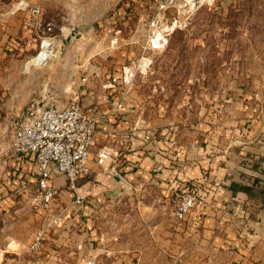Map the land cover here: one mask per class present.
Segmentation results:
<instances>
[{
    "label": "rangeland",
    "instance_id": "rangeland-1",
    "mask_svg": "<svg viewBox=\"0 0 264 264\" xmlns=\"http://www.w3.org/2000/svg\"><path fill=\"white\" fill-rule=\"evenodd\" d=\"M20 5L26 10L14 11ZM34 7L41 9L42 22L57 26L53 35L58 37L52 52L48 46L50 54L36 60L44 36L30 13ZM20 14L33 29L28 45L13 35L15 30L2 26ZM100 79L102 96L110 90L117 111H134L141 115V124L147 118L169 120V150L181 154V163L197 161L191 154L208 148L215 136H228V147H234L237 112L248 100L264 102V0H0V164L5 161L2 132L33 97L45 93L72 101L79 85L87 86L88 80L98 84ZM257 106L264 111V104ZM4 165L0 264H94L95 258L102 264V244L147 250L155 246L148 258L165 264L178 244L186 246L187 255L212 257L199 251L210 248L195 235L196 225L192 233H176L179 223H196L202 207H194L184 220L174 214L177 194L210 196L215 186L208 171L183 189L175 187L180 180L176 177L169 195L125 183L108 196L117 200L106 211L102 201L90 205L87 212L95 216L88 227L80 219L73 222L84 210L72 205V190L57 188L53 204H59L45 207L35 164L21 172ZM90 186L81 189L85 202L93 195L102 200L98 185ZM102 230L108 235L102 236ZM39 232L41 248L35 250Z\"/></svg>",
    "mask_w": 264,
    "mask_h": 264
},
{
    "label": "crops",
    "instance_id": "crops-1",
    "mask_svg": "<svg viewBox=\"0 0 264 264\" xmlns=\"http://www.w3.org/2000/svg\"><path fill=\"white\" fill-rule=\"evenodd\" d=\"M9 23L10 27L8 23L2 26L8 31L15 30L16 33L13 35L21 39L24 45L32 41L34 34L33 29L29 27L31 22L26 21L22 14L12 18ZM88 82L87 86L79 85V90H75L73 96L78 98L87 110H91L97 116L105 113L106 117L98 118L96 122V141L88 163L91 172L81 176L77 184L84 190L90 188V185H98L102 190V200H96L95 195L86 197L83 209L85 212L83 211L82 216H73V222H78L80 219L84 221V223L80 222V225L89 227L92 217L95 216L87 212L90 211L91 204L98 201L101 205L100 201H102L101 209L106 211V206H112L116 202V197L112 199L108 196L124 188L119 184L117 177L124 184L128 182L136 185L143 184L147 188H157L164 195H169L167 192L171 189V184L176 177L180 180L174 182L175 187L183 188L187 181L190 182V179L199 177L203 171H208L214 179L215 187L206 199V205L196 213L195 224L177 223L179 231L176 233H182L183 230L187 234L188 231L192 233L193 226L196 225L198 231L195 235L208 242L210 248L201 247L199 251L212 253V257L187 255L186 246L178 244L171 247L170 253H173V258L167 260L166 264H264V204L260 202L259 208L253 209V201L246 192L239 189L241 186L250 187L254 192L264 189V111L262 110L261 118L253 119L255 105H261L264 102L257 104L258 102L254 101L256 103L254 104L248 100V105L244 106L243 111L237 112L239 117L237 122L240 126L238 134L234 137H238V144L229 148L228 136L227 139L215 136V140L210 141L208 148L197 149L195 156L191 154V159H197V161L183 164L181 154L178 152L171 154L169 150L168 119L147 118L143 120L145 124H141V115L133 114L132 109L131 114H125L124 111H127V108H124L123 112L116 110L117 102L113 97L108 96L111 93L110 90L107 91L106 96H102V79L94 85H91L92 82L89 80ZM259 97L260 95L257 99ZM257 108L259 109L258 106ZM105 147L117 154L111 165L115 168V172H111V168L101 167L96 162L98 152ZM2 164H0V172L3 175L5 165ZM9 164H6L8 168L16 166L17 170L21 168L20 172L34 165L30 158L23 161L11 160ZM159 166H161L160 171L156 170ZM12 172L16 171L13 169ZM53 177L50 181L52 186L61 191L62 189L66 192L71 190L66 177L57 173H54ZM71 194L73 199V192ZM181 226L185 228L180 229ZM74 234V229H71V235ZM105 235L108 234L102 230V236ZM168 247L170 249V246ZM91 248H93L92 245ZM155 250H157L155 246L153 250H147L140 245L125 247L121 244L111 246L102 244V264H165L164 261L160 263L161 260L148 258V253ZM163 250H165L164 247ZM106 254L114 256L105 258ZM94 264H99L96 258Z\"/></svg>",
    "mask_w": 264,
    "mask_h": 264
},
{
    "label": "built area",
    "instance_id": "built-area-1",
    "mask_svg": "<svg viewBox=\"0 0 264 264\" xmlns=\"http://www.w3.org/2000/svg\"><path fill=\"white\" fill-rule=\"evenodd\" d=\"M26 7L20 5L14 11L26 10ZM30 13L37 19V28L44 36L42 43L47 41L52 52L58 38L53 35L57 26L41 21L39 7L32 8ZM253 113V119H259L262 110L254 108ZM105 117V113L97 116L87 110L75 97L72 101H64L54 95L48 97L45 93L33 97L17 117L7 120L8 125L1 136L4 164L9 159L23 161L30 158L34 162L45 195V207H50L59 194L58 189L50 184L54 173L66 177L74 193L72 205L83 210L86 202L77 182L81 176L91 172L88 163L96 141V122L98 118ZM116 156L110 148L105 147L97 154V164L115 172L111 163ZM205 205L206 199L201 194H177L174 214L178 220H184L194 207ZM42 235L39 232L33 249L40 250Z\"/></svg>",
    "mask_w": 264,
    "mask_h": 264
},
{
    "label": "trees",
    "instance_id": "trees-1",
    "mask_svg": "<svg viewBox=\"0 0 264 264\" xmlns=\"http://www.w3.org/2000/svg\"><path fill=\"white\" fill-rule=\"evenodd\" d=\"M20 169L21 168H19L18 170L20 171ZM15 174H17V173L16 172L13 173V175H15ZM186 187H189V186H186ZM181 189H183V188H181ZM239 189L246 192L248 194V197L253 201V203H254L253 209L259 208L258 205L260 202H263V204H264V189L260 190L259 192H254V190L252 188L247 187V186H241V187H239ZM234 191H236V189H234Z\"/></svg>",
    "mask_w": 264,
    "mask_h": 264
},
{
    "label": "bare ground",
    "instance_id": "bare-ground-1",
    "mask_svg": "<svg viewBox=\"0 0 264 264\" xmlns=\"http://www.w3.org/2000/svg\"><path fill=\"white\" fill-rule=\"evenodd\" d=\"M42 45H43V47H42ZM48 42L47 41H45V42H43L42 44H41V50H42V52H41V50H40V54L34 59V60H36V59H43V58H46L49 54H50V51H49V49H48ZM51 49V48H50ZM32 61V60H31Z\"/></svg>",
    "mask_w": 264,
    "mask_h": 264
},
{
    "label": "water",
    "instance_id": "water-1",
    "mask_svg": "<svg viewBox=\"0 0 264 264\" xmlns=\"http://www.w3.org/2000/svg\"><path fill=\"white\" fill-rule=\"evenodd\" d=\"M117 179L119 180L118 182H119V184H121V185H123L124 187H125V184H124V182H122L118 177H117Z\"/></svg>",
    "mask_w": 264,
    "mask_h": 264
}]
</instances>
